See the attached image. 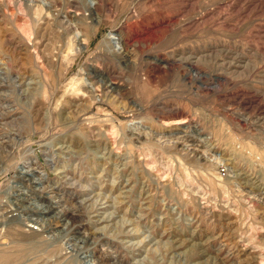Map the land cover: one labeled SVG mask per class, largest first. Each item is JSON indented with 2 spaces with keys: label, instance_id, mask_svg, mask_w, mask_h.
Listing matches in <instances>:
<instances>
[{
  "label": "rangeland",
  "instance_id": "obj_1",
  "mask_svg": "<svg viewBox=\"0 0 264 264\" xmlns=\"http://www.w3.org/2000/svg\"><path fill=\"white\" fill-rule=\"evenodd\" d=\"M91 1L0 0V264H264V0Z\"/></svg>",
  "mask_w": 264,
  "mask_h": 264
},
{
  "label": "bare ground",
  "instance_id": "obj_2",
  "mask_svg": "<svg viewBox=\"0 0 264 264\" xmlns=\"http://www.w3.org/2000/svg\"><path fill=\"white\" fill-rule=\"evenodd\" d=\"M89 2H90V4H92V1L91 0H89ZM43 5H46V4L43 2ZM80 36H81L80 35V32L77 31L76 32V37L78 38ZM105 41H107L108 43L112 44L114 46V50L116 52L120 51V49L123 48V42L121 40V37L117 33L111 32V34L109 36H107V38L105 39ZM122 50L125 52L124 49H122ZM92 88H93V90H97L96 87H92ZM22 173H25V171H23Z\"/></svg>",
  "mask_w": 264,
  "mask_h": 264
}]
</instances>
